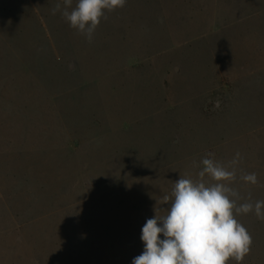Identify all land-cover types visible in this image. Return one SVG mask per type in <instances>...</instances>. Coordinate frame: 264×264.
<instances>
[{"label":"rangeland","instance_id":"374dc122","mask_svg":"<svg viewBox=\"0 0 264 264\" xmlns=\"http://www.w3.org/2000/svg\"><path fill=\"white\" fill-rule=\"evenodd\" d=\"M57 3L0 0V264H132L205 157L264 200V0H126L91 41Z\"/></svg>","mask_w":264,"mask_h":264},{"label":"clouds","instance_id":"9594fccd","mask_svg":"<svg viewBox=\"0 0 264 264\" xmlns=\"http://www.w3.org/2000/svg\"><path fill=\"white\" fill-rule=\"evenodd\" d=\"M125 3L126 0H76L73 7V0H63V7L57 3L52 13L60 12L71 28L91 41L105 11L122 8ZM239 158L237 152L229 170L205 157L198 173L201 179L176 180L171 195L164 197V203H170L166 215L155 214L142 227L144 250L132 264H226L229 259L241 264L250 252L252 237L236 215L254 210L258 219H264V200L253 203L249 194L247 202L237 205L242 197L229 185L236 179L234 166ZM205 176L213 183L207 184ZM240 179L257 183L256 173H246Z\"/></svg>","mask_w":264,"mask_h":264}]
</instances>
